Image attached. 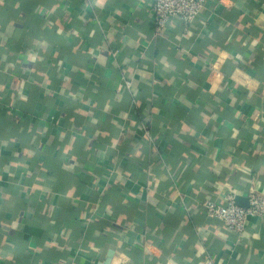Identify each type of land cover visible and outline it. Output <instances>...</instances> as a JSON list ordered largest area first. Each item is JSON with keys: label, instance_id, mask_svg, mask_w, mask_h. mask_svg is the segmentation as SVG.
<instances>
[{"label": "crops", "instance_id": "0c3cea01", "mask_svg": "<svg viewBox=\"0 0 264 264\" xmlns=\"http://www.w3.org/2000/svg\"><path fill=\"white\" fill-rule=\"evenodd\" d=\"M251 187L264 0L159 34L151 0H0V264H264V216L204 212Z\"/></svg>", "mask_w": 264, "mask_h": 264}, {"label": "built area", "instance_id": "2783aa9c", "mask_svg": "<svg viewBox=\"0 0 264 264\" xmlns=\"http://www.w3.org/2000/svg\"><path fill=\"white\" fill-rule=\"evenodd\" d=\"M208 1L151 0L155 33L159 34L175 18L182 21L185 29H188ZM124 83L127 88L132 87L130 79H125ZM204 212L209 219L222 221L240 237L246 229L249 218L264 216V195L251 187L248 193V203L243 205L238 202L235 193H229L225 196L223 203L215 200L205 201Z\"/></svg>", "mask_w": 264, "mask_h": 264}, {"label": "water", "instance_id": "95a60500", "mask_svg": "<svg viewBox=\"0 0 264 264\" xmlns=\"http://www.w3.org/2000/svg\"><path fill=\"white\" fill-rule=\"evenodd\" d=\"M237 200H238V202L240 203V201H239V199L237 198ZM240 204H242V203H240ZM244 205V204H243Z\"/></svg>", "mask_w": 264, "mask_h": 264}]
</instances>
